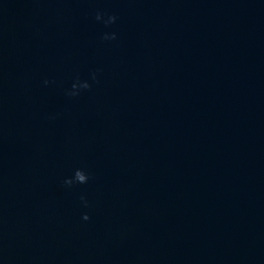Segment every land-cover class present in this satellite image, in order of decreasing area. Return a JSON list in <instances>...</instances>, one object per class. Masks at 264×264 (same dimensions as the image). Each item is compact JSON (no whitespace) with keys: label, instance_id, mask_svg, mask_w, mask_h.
<instances>
[{"label":"water","instance_id":"water-1","mask_svg":"<svg viewBox=\"0 0 264 264\" xmlns=\"http://www.w3.org/2000/svg\"><path fill=\"white\" fill-rule=\"evenodd\" d=\"M0 264H264V0H0Z\"/></svg>","mask_w":264,"mask_h":264},{"label":"clouds","instance_id":"clouds-1","mask_svg":"<svg viewBox=\"0 0 264 264\" xmlns=\"http://www.w3.org/2000/svg\"><path fill=\"white\" fill-rule=\"evenodd\" d=\"M96 20L102 22L106 26L113 25L117 22L118 17L115 14L107 15L102 12L96 13ZM118 38V34L116 32H105L103 35V39L108 40H116ZM98 71V70H97ZM97 71L91 73V81L98 82ZM52 83V81L45 80L44 84L48 85ZM92 88V83L88 79H81L77 77L75 81L72 83L71 88L66 90V94L70 97L79 96L83 91L90 90ZM91 179L90 173L84 168H77L74 172V175L67 178L64 183L67 186H72L75 184H87ZM81 201L83 202L84 206H88V200L85 196H81ZM83 219L85 221L91 219L90 215L85 213L83 215Z\"/></svg>","mask_w":264,"mask_h":264}]
</instances>
